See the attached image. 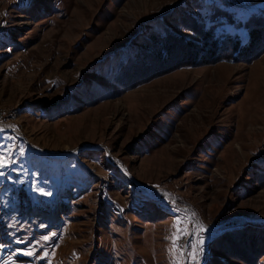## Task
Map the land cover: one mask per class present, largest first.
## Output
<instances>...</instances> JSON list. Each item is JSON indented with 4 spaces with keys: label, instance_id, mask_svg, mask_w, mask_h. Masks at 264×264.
<instances>
[{
    "label": "rangeland",
    "instance_id": "1",
    "mask_svg": "<svg viewBox=\"0 0 264 264\" xmlns=\"http://www.w3.org/2000/svg\"><path fill=\"white\" fill-rule=\"evenodd\" d=\"M263 10L0 0V264H264V52L132 64L168 33L199 42L194 23L245 38L228 18Z\"/></svg>",
    "mask_w": 264,
    "mask_h": 264
},
{
    "label": "trees",
    "instance_id": "2",
    "mask_svg": "<svg viewBox=\"0 0 264 264\" xmlns=\"http://www.w3.org/2000/svg\"><path fill=\"white\" fill-rule=\"evenodd\" d=\"M227 24L244 31L245 38L239 33L231 35L217 32L215 23L209 27L194 23L193 33L199 42L185 41L170 33L160 38L158 36L160 43L154 41L155 44L151 45L152 51L138 54L132 64L137 66L140 62L138 66H148L144 72L148 75L147 80L185 66L208 65L219 61H250L264 52V10L252 14L244 23L228 18ZM227 239L232 243L235 240L234 236H228ZM253 251L250 254L253 261L241 258L246 264L256 263L255 256L259 250L255 248Z\"/></svg>",
    "mask_w": 264,
    "mask_h": 264
},
{
    "label": "built area",
    "instance_id": "3",
    "mask_svg": "<svg viewBox=\"0 0 264 264\" xmlns=\"http://www.w3.org/2000/svg\"><path fill=\"white\" fill-rule=\"evenodd\" d=\"M7 114H8L7 109L0 110V121L5 119L7 117Z\"/></svg>",
    "mask_w": 264,
    "mask_h": 264
},
{
    "label": "bare ground",
    "instance_id": "4",
    "mask_svg": "<svg viewBox=\"0 0 264 264\" xmlns=\"http://www.w3.org/2000/svg\"><path fill=\"white\" fill-rule=\"evenodd\" d=\"M6 108L0 106V110H5Z\"/></svg>",
    "mask_w": 264,
    "mask_h": 264
}]
</instances>
